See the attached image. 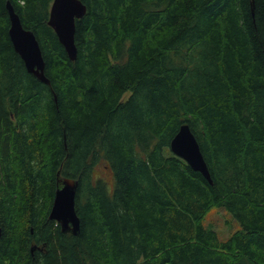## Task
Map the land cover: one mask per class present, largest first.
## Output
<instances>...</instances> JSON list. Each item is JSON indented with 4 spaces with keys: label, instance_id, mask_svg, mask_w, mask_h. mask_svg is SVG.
<instances>
[{
    "label": "trees",
    "instance_id": "obj_1",
    "mask_svg": "<svg viewBox=\"0 0 264 264\" xmlns=\"http://www.w3.org/2000/svg\"><path fill=\"white\" fill-rule=\"evenodd\" d=\"M52 1L0 0V264H264V0H81L74 61ZM184 124L211 183L169 150ZM57 173L78 184L76 234L48 217ZM215 207L241 230L206 229Z\"/></svg>",
    "mask_w": 264,
    "mask_h": 264
},
{
    "label": "water",
    "instance_id": "obj_2",
    "mask_svg": "<svg viewBox=\"0 0 264 264\" xmlns=\"http://www.w3.org/2000/svg\"><path fill=\"white\" fill-rule=\"evenodd\" d=\"M5 7L10 25L8 35L14 50L22 59L27 72L33 74L41 82L49 84V80L44 74L45 63L35 34L23 27L10 1H6ZM85 13L86 6L81 0H53L50 6L48 25L54 30L71 61H74L77 56L74 40L75 21L81 19ZM169 150L211 183L208 167L198 141L187 124L180 126L169 143ZM56 184L48 217L55 220L63 232L76 234L80 222L75 211L77 181L62 178L57 173Z\"/></svg>",
    "mask_w": 264,
    "mask_h": 264
},
{
    "label": "rangeland",
    "instance_id": "obj_3",
    "mask_svg": "<svg viewBox=\"0 0 264 264\" xmlns=\"http://www.w3.org/2000/svg\"><path fill=\"white\" fill-rule=\"evenodd\" d=\"M109 177V174L107 175ZM206 229L215 231L221 240L227 239L232 233L241 230L234 215L223 207L212 208L202 221Z\"/></svg>",
    "mask_w": 264,
    "mask_h": 264
},
{
    "label": "bare ground",
    "instance_id": "obj_4",
    "mask_svg": "<svg viewBox=\"0 0 264 264\" xmlns=\"http://www.w3.org/2000/svg\"><path fill=\"white\" fill-rule=\"evenodd\" d=\"M22 7V6H21ZM6 9V8H5ZM18 13V12H17ZM7 15V14H6ZM23 16V15H22ZM9 25V24H8ZM37 94V93H36ZM36 97V96H35ZM37 98V97H36ZM54 104V103H53ZM254 122V121H253Z\"/></svg>",
    "mask_w": 264,
    "mask_h": 264
}]
</instances>
